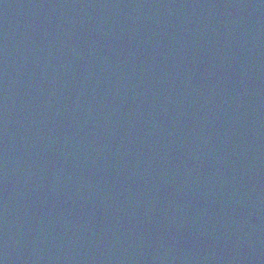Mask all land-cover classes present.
Returning <instances> with one entry per match:
<instances>
[{
	"label": "water",
	"instance_id": "1",
	"mask_svg": "<svg viewBox=\"0 0 264 264\" xmlns=\"http://www.w3.org/2000/svg\"><path fill=\"white\" fill-rule=\"evenodd\" d=\"M0 264H264V0H0Z\"/></svg>",
	"mask_w": 264,
	"mask_h": 264
}]
</instances>
